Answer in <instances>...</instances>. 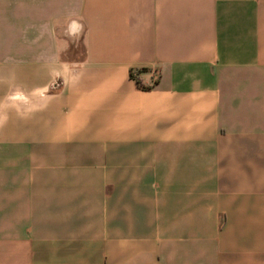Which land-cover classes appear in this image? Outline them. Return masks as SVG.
<instances>
[{
  "label": "crops",
  "instance_id": "obj_1",
  "mask_svg": "<svg viewBox=\"0 0 264 264\" xmlns=\"http://www.w3.org/2000/svg\"><path fill=\"white\" fill-rule=\"evenodd\" d=\"M0 264H264V0H0Z\"/></svg>",
  "mask_w": 264,
  "mask_h": 264
},
{
  "label": "built area",
  "instance_id": "obj_2",
  "mask_svg": "<svg viewBox=\"0 0 264 264\" xmlns=\"http://www.w3.org/2000/svg\"><path fill=\"white\" fill-rule=\"evenodd\" d=\"M135 74H136V70H132V71H131V75H132V76H135Z\"/></svg>",
  "mask_w": 264,
  "mask_h": 264
},
{
  "label": "trees",
  "instance_id": "obj_3",
  "mask_svg": "<svg viewBox=\"0 0 264 264\" xmlns=\"http://www.w3.org/2000/svg\"><path fill=\"white\" fill-rule=\"evenodd\" d=\"M136 83H137V84H141L140 81H139L137 78H136Z\"/></svg>",
  "mask_w": 264,
  "mask_h": 264
}]
</instances>
